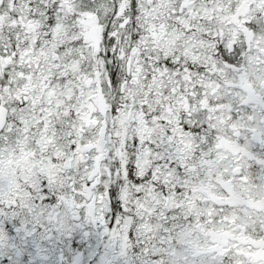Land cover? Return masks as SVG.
<instances>
[{
    "label": "snow or ice",
    "instance_id": "snow-or-ice-1",
    "mask_svg": "<svg viewBox=\"0 0 264 264\" xmlns=\"http://www.w3.org/2000/svg\"><path fill=\"white\" fill-rule=\"evenodd\" d=\"M0 264H264V0H0Z\"/></svg>",
    "mask_w": 264,
    "mask_h": 264
}]
</instances>
